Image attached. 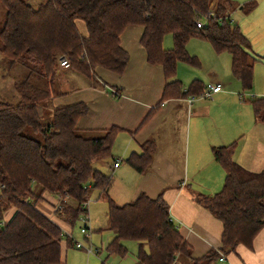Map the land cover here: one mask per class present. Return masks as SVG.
I'll return each mask as SVG.
<instances>
[{
	"label": "trees",
	"instance_id": "obj_1",
	"mask_svg": "<svg viewBox=\"0 0 264 264\" xmlns=\"http://www.w3.org/2000/svg\"><path fill=\"white\" fill-rule=\"evenodd\" d=\"M0 4L5 10L0 20L3 68L17 64L23 69L13 83L14 98L0 97V264H60L62 241L74 244L62 225L72 227L87 213L93 189L108 203L107 222L114 232L109 252L125 253L123 242L133 239L141 243L138 264L210 262L214 251L200 259L191 257L162 194L151 198L141 193L123 204L110 197L112 177L95 164L113 158L111 148L120 127L81 129L76 123L88 112L87 104L54 106L50 101L62 94L56 83L60 57L96 85L103 83L99 69L122 74L129 56L121 35L130 25L142 27L139 43L147 61L162 66L166 79L162 99L197 95L205 89L198 79L183 89L174 78L178 61L199 64L186 50L194 37L208 41L218 53L228 52L233 76L249 92L258 58L232 22L237 5L232 0H40L37 6L27 0H0ZM254 6L250 2L242 8L250 12ZM77 20L84 22L86 35L79 32ZM166 34L173 38L170 49L163 48ZM251 103L256 122L264 124V96ZM154 152L153 140H146L126 162L144 172ZM233 153L234 143L213 148L214 159L225 170L223 188L212 196L196 197L222 223L221 248L228 252L239 244L251 247L264 227V168L247 170L234 161ZM48 196L54 201L48 202ZM42 202L52 206L53 217L40 210Z\"/></svg>",
	"mask_w": 264,
	"mask_h": 264
},
{
	"label": "crops",
	"instance_id": "obj_2",
	"mask_svg": "<svg viewBox=\"0 0 264 264\" xmlns=\"http://www.w3.org/2000/svg\"><path fill=\"white\" fill-rule=\"evenodd\" d=\"M232 1L239 12L244 11L243 5L255 3L245 19L250 23L243 20L240 27L237 25L248 37V50L258 58L253 68L252 88L247 93L249 99L238 98L235 91H240L239 86L221 74V70H227L228 61L231 66V56L230 60L218 56L210 43L214 55L204 45V56L210 59L215 75L216 81L212 83H220L222 90L209 99L198 97L199 94L162 99L166 83L162 66L147 61L139 43L142 27L130 25L121 35V45L129 56L122 74L99 69L103 83L99 81L96 85L72 69L60 67L56 73L68 70L71 87L62 83V94L52 97L50 102L54 106L87 104L88 112L76 123L81 129L120 127L111 148L113 158L109 165L112 185L108 192L116 203L130 202L141 193L151 198L162 194L172 222L190 246L192 258L200 259L214 251L216 255L206 264H264V227L251 247L239 244L230 252L224 251L221 248L222 223L196 200L198 195L212 196L223 188L225 170L214 159V147L234 143L235 162L254 172L264 168V124L256 122L251 103L254 98L264 96V0ZM131 34L132 42L129 41ZM181 62L176 64L174 78L186 89L188 86L183 85L184 76L179 70ZM191 96L195 98L189 103ZM146 140H153L155 152L147 169L138 172L126 159L132 153H139ZM117 160L119 165L114 167ZM99 164L103 162L97 163L98 169ZM98 199L106 201L102 196ZM48 200L54 201L51 197ZM52 213L47 214L52 217ZM74 247L62 241L60 264H107V260L99 258L102 249L94 253L84 247ZM221 256L223 260L219 259ZM131 261L138 264L137 260ZM178 264H192V261L187 259Z\"/></svg>",
	"mask_w": 264,
	"mask_h": 264
},
{
	"label": "rangeland",
	"instance_id": "obj_3",
	"mask_svg": "<svg viewBox=\"0 0 264 264\" xmlns=\"http://www.w3.org/2000/svg\"><path fill=\"white\" fill-rule=\"evenodd\" d=\"M27 1L32 2L36 6L40 2V0H27ZM4 15H5V10L0 4V20H3ZM248 15L249 12H245V11L239 12V10H235L233 12L231 19L234 24L240 27V22L247 19ZM76 22L79 32L83 35H86L87 30L84 22L82 20H77ZM244 23L247 24L250 23L249 19L245 20ZM131 29H136V28H131ZM132 39L133 37L131 34V38L129 39V41L132 42ZM204 45L207 48V50L212 55H214L213 54L214 52L213 50H211V46L209 42L204 41L200 38H196V37L191 38L187 44V52L190 55L195 56L199 64L194 65L188 62H183V61L181 62L179 66V70L180 72L183 73L184 76V79H182L184 86H188L194 79L200 80L205 85L216 81L214 79L215 77L214 72L211 70L212 65L210 59L204 56V48H203ZM172 46H173L172 35L166 34L163 39V48L170 49ZM199 52L202 55H200ZM223 53H218L217 55L220 57H225L226 60L227 59L230 60V54L228 52H223ZM3 66L6 67V61L0 55V97L2 96L7 100H12L15 94L17 93L13 87L14 85L13 83L14 81H16V79L18 80L23 69L17 64L14 65L12 69H6V70L3 68ZM59 68L60 66L58 65V69ZM67 69H71V68L69 67ZM230 69H231L230 62L228 61L227 70L225 71L221 70V74L227 76L228 78H231V80L234 81L233 83L239 86L240 91H237V89L235 91L238 98L245 97V100H247V98L249 99L247 95L248 92L242 90V84L235 79ZM67 72L68 70H61V72L58 73L56 76V83L62 85V83L66 82L65 87L70 88L71 87L70 84L72 81L71 79L68 78ZM58 77L60 79H58ZM104 78L105 77H103V79ZM105 82H107V80H105ZM96 165L97 163L95 164V168ZM109 165H110V159L105 160V162H103V165L101 166L100 164L98 165L100 166L99 170H101L106 175L111 176L112 172L111 169L109 168ZM97 196H98V191L96 189L90 190L89 201L87 203V213L85 214L89 218L88 233L90 234L91 238L87 239L86 236L83 233H81L80 228L84 225V223L81 220L83 214L76 220V222L72 227L63 225L64 232L70 234L74 244L79 242L86 249H88L89 246H92L93 248L102 249L99 258L107 260L106 261L107 264H133L131 259L138 261L137 256L141 243L133 239L126 240L123 243L124 247L126 248L125 255L110 254L108 252L107 245L114 238V232L111 229H109L107 222V214H106L107 203L104 199L99 200ZM49 197L50 196H48L47 199ZM39 207L46 214L51 213L53 211L52 206L46 202H42L41 204H39ZM51 216L53 217V215ZM73 249H81V248L74 247Z\"/></svg>",
	"mask_w": 264,
	"mask_h": 264
},
{
	"label": "built area",
	"instance_id": "obj_4",
	"mask_svg": "<svg viewBox=\"0 0 264 264\" xmlns=\"http://www.w3.org/2000/svg\"><path fill=\"white\" fill-rule=\"evenodd\" d=\"M210 15L211 16H214V13L213 11H210ZM197 26L198 27H201L203 26V23L202 21H197ZM59 66L62 67V68H69L70 67V64L68 62V59L66 57H60L59 59ZM222 90V85L220 83H216V84H213V83H209L207 85H205V89L202 91L201 94L198 95V97H201V98H205V99H209V98H212L213 94L214 93H217L219 91ZM195 97L191 96L189 99H188V102L190 103ZM119 165V161L117 160L114 164V167H117ZM81 220L82 222L84 223V225L80 228L81 230V233H83L86 238L88 239L89 237V233H88V222H89V218L84 214L82 217H81ZM75 247L76 248H83L82 244H80L79 242H77L75 244ZM88 251H92L94 253H99L100 249L99 248H93L92 246H89L88 248ZM220 260H223V256H221L219 258ZM173 264H178V262H174Z\"/></svg>",
	"mask_w": 264,
	"mask_h": 264
}]
</instances>
